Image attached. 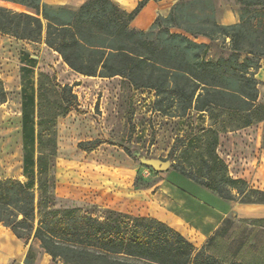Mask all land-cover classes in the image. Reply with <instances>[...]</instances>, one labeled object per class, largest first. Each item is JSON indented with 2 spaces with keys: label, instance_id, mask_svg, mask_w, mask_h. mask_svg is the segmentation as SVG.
I'll use <instances>...</instances> for the list:
<instances>
[{
  "label": "trees",
  "instance_id": "obj_1",
  "mask_svg": "<svg viewBox=\"0 0 264 264\" xmlns=\"http://www.w3.org/2000/svg\"><path fill=\"white\" fill-rule=\"evenodd\" d=\"M152 1L160 0H142L127 12L111 0H88L78 10L50 6L42 0H0V5L23 9L0 6V33L44 43L83 76L120 77L134 91H155V109L165 116L208 115L213 121L210 128L178 137L170 154L174 157L182 147L185 154L199 148L205 171L201 177L177 165L173 171L224 201L242 197L246 203L264 204V192L230 177L217 154L220 132L214 128L221 115L233 117L236 129L251 126L256 122L254 113L262 109L258 103L261 83L255 76L264 58V0H234L239 22L233 25L219 23L215 0H181L149 30L135 29L133 22ZM227 40L229 54L211 58L213 45ZM22 61L26 64L21 96L27 181L0 178V225L11 229L17 238L38 244L60 264H229L207 247L197 250L181 232L154 217L112 222L83 215L77 209H55L58 149L53 126L60 117L78 112L80 103L73 87L57 85L55 77L50 85L43 74L39 83L34 82L36 60L24 53ZM49 90L56 101L46 117L42 100ZM6 101L0 78V105ZM40 109L41 115L37 113ZM45 143L49 149L42 148ZM102 144L94 140L80 143V148L92 153ZM251 194L261 198L253 201ZM32 252L31 245L26 264H34Z\"/></svg>",
  "mask_w": 264,
  "mask_h": 264
},
{
  "label": "rangeland",
  "instance_id": "obj_2",
  "mask_svg": "<svg viewBox=\"0 0 264 264\" xmlns=\"http://www.w3.org/2000/svg\"><path fill=\"white\" fill-rule=\"evenodd\" d=\"M215 2L219 22L227 11L238 9L234 0ZM0 6L23 11L10 4ZM24 53L36 60L34 82L39 83L43 74L49 77L46 82L50 85L55 77L57 85L73 87L80 103L78 112L60 117L53 126L58 149L55 209H77L83 215L112 222L174 215L184 223L180 232L197 250L207 247L224 263L264 264V204L246 203L242 197L224 201L173 171L174 165L199 177L205 171L199 148L185 154L182 147L174 157L170 154L178 137L210 128L213 121L208 115L191 112L182 118L165 116L155 109V91H134L122 78L81 77L42 43L20 41L1 33L0 78L7 101L0 105V178L27 181L22 141ZM209 53L214 59L228 55L229 40L215 43ZM55 101L51 90L44 93L46 117ZM258 103L262 109L254 113L253 125L236 129L233 117L221 115L214 128L220 132L217 154L227 165L230 177L244 180L251 190L264 192V187L248 181L255 167L264 165V95L260 99V92ZM37 113L41 115V109ZM261 117L263 121H257ZM94 140L103 144L92 153L80 148V143ZM49 147L45 143L42 148ZM141 157L169 161L172 167L167 172L155 171L142 164ZM250 196L253 201L261 198L258 194ZM31 245L36 259L39 245Z\"/></svg>",
  "mask_w": 264,
  "mask_h": 264
},
{
  "label": "crops",
  "instance_id": "obj_3",
  "mask_svg": "<svg viewBox=\"0 0 264 264\" xmlns=\"http://www.w3.org/2000/svg\"><path fill=\"white\" fill-rule=\"evenodd\" d=\"M45 4L55 7H68L73 10H78L85 2L88 0H42ZM121 9L132 12L138 6L139 2L142 0H111ZM181 0H160L152 1L142 10L136 20L133 22L135 29L147 31L156 21L159 16H168L172 7ZM219 22L223 25H233L239 22V16L236 11L226 12L225 18ZM11 38V37H9ZM14 39V38H13ZM28 42V41H25ZM32 43V42H31ZM37 44V43H36ZM42 45L49 48L47 45L42 43ZM50 49V48H49ZM51 50V49H50ZM53 51V50H52ZM54 52V51H53ZM57 54L58 58L62 60V57ZM64 63V62H63ZM65 64V63H64ZM66 65V64H65ZM67 66V65H66ZM81 77H86L81 74L76 73ZM256 79L261 83L259 86L260 99L264 95V58L261 60L260 68L256 72ZM99 78V77H92ZM120 78V77H116ZM264 165H257L251 176L248 177V181L256 186L264 187ZM264 189V188H263ZM179 232L183 229V221L177 216L170 214H162L161 219H159ZM31 246V241L27 242L25 240L19 239L11 231V229L0 225V264H26V259L29 254V249ZM53 259L44 250L39 248V253L34 261V264H52ZM60 264V263H58Z\"/></svg>",
  "mask_w": 264,
  "mask_h": 264
},
{
  "label": "water",
  "instance_id": "obj_4",
  "mask_svg": "<svg viewBox=\"0 0 264 264\" xmlns=\"http://www.w3.org/2000/svg\"><path fill=\"white\" fill-rule=\"evenodd\" d=\"M137 156L140 157V155H137ZM140 161L145 166H148V167L154 169L155 171H159V172H167L172 167L171 162L163 161V160H159V159H147V158L141 157Z\"/></svg>",
  "mask_w": 264,
  "mask_h": 264
}]
</instances>
